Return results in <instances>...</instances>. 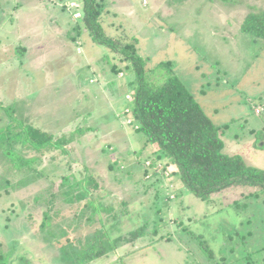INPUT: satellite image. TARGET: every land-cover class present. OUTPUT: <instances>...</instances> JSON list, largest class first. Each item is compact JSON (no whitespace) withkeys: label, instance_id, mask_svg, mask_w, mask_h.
Returning a JSON list of instances; mask_svg holds the SVG:
<instances>
[{"label":"rangeland","instance_id":"rangeland-1","mask_svg":"<svg viewBox=\"0 0 264 264\" xmlns=\"http://www.w3.org/2000/svg\"><path fill=\"white\" fill-rule=\"evenodd\" d=\"M95 1L106 35L134 39L147 69L170 62L212 123L227 125L222 153L264 170V41L241 31L264 0ZM69 2L0 0V105L12 123L68 140L66 152L17 146L35 158L19 170L0 155V250L9 264H83L76 255L104 232L114 249L88 264H264L257 188L199 199L169 176L172 166L144 179L143 163L157 155L125 110L134 77ZM9 115L0 110V128ZM87 177L96 211L67 201ZM139 228L133 242L114 241Z\"/></svg>","mask_w":264,"mask_h":264},{"label":"trees","instance_id":"trees-1","mask_svg":"<svg viewBox=\"0 0 264 264\" xmlns=\"http://www.w3.org/2000/svg\"><path fill=\"white\" fill-rule=\"evenodd\" d=\"M100 18L101 10L97 2L82 0L83 29L88 31L95 43L113 50L125 63V71L134 77L130 83V103L125 110L136 127L135 131L146 138L145 146H154L152 153L157 155V160L147 159L151 162V167L141 172L144 179H148L145 178L147 175L163 176L154 172L156 163H161L163 168L172 166L170 177H175L199 199L230 187L243 186L257 188L258 193L254 195H261L264 202V170L246 165L239 156H227L222 153L224 145L220 134L227 125L216 126L212 123L175 75L170 62H162L147 69L136 52L135 40L123 43L121 39L109 37L101 25ZM241 31L264 41V11L248 14ZM0 110L9 115L11 109L0 105ZM11 117L12 114L9 115L8 122L12 123ZM67 143L65 138L55 140L51 134L25 125L20 120L0 128V155L8 159L16 170L24 166L29 167L35 160L24 158L16 151L17 146L20 151L28 149L44 154L50 149L66 152L64 148ZM161 158H166L167 163H162ZM75 187L79 188L77 194L65 192L69 196L67 201H86V207L96 211L95 200L90 193V189L97 188L95 181L87 177L72 184L71 190ZM141 232L142 228H139L129 233L130 238L119 237L114 241L133 242ZM102 238H106L105 243ZM113 249L114 245L104 232L101 236H95L92 242L87 244V248L76 255V261L88 264L106 256L107 252ZM64 255L70 254L64 252ZM0 264H9L1 250Z\"/></svg>","mask_w":264,"mask_h":264},{"label":"built area","instance_id":"built-area-1","mask_svg":"<svg viewBox=\"0 0 264 264\" xmlns=\"http://www.w3.org/2000/svg\"><path fill=\"white\" fill-rule=\"evenodd\" d=\"M145 4V3H144ZM69 9H72L75 11V14L73 15V18L77 19V18H80L82 17V11L80 13V11H78L79 9V4L77 3L76 0H70L69 4L67 5ZM254 112L256 114H259L260 113V109H255ZM129 123H131V120H129ZM145 164V168L146 170L149 169L151 167V162L149 160H146L145 163H143V165ZM163 169V170H162ZM154 172L156 173H161V174H164V172H168L167 171V167H164L162 166L161 163H156V166L154 167ZM153 172V173H154ZM171 172L169 173V176H170ZM168 175V174H167ZM150 176L147 175V178H149Z\"/></svg>","mask_w":264,"mask_h":264},{"label":"clouds","instance_id":"clouds-1","mask_svg":"<svg viewBox=\"0 0 264 264\" xmlns=\"http://www.w3.org/2000/svg\"><path fill=\"white\" fill-rule=\"evenodd\" d=\"M82 11V10H81Z\"/></svg>","mask_w":264,"mask_h":264}]
</instances>
